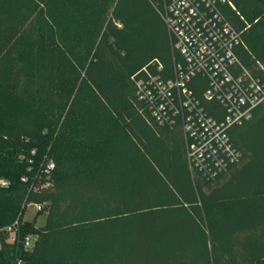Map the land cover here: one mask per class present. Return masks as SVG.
Here are the masks:
<instances>
[{
	"label": "trees",
	"instance_id": "16d2710c",
	"mask_svg": "<svg viewBox=\"0 0 264 264\" xmlns=\"http://www.w3.org/2000/svg\"><path fill=\"white\" fill-rule=\"evenodd\" d=\"M164 2L0 0V264H264V101L229 128L240 159L193 173L180 118L159 124L137 91L181 59ZM234 3L236 54L264 80V0Z\"/></svg>",
	"mask_w": 264,
	"mask_h": 264
},
{
	"label": "built area",
	"instance_id": "2783aa9c",
	"mask_svg": "<svg viewBox=\"0 0 264 264\" xmlns=\"http://www.w3.org/2000/svg\"><path fill=\"white\" fill-rule=\"evenodd\" d=\"M164 1L162 15L174 52L181 59L175 63V76L167 81L153 75L140 79L138 95L159 124L172 126L180 118L191 171L214 178L240 159L229 128L250 118L253 109L264 101V80L254 76L236 54L240 32L223 11L224 6L235 9L234 0ZM197 76L207 82L204 99L222 106L221 117L211 115L190 86ZM54 168L55 162L48 160V177ZM50 183L47 178L43 185ZM0 184L8 186L9 181L1 179ZM29 204L37 212L46 208V203L35 201L25 207ZM18 223L16 220L6 228L13 238ZM37 239V234H27L25 248L32 249Z\"/></svg>",
	"mask_w": 264,
	"mask_h": 264
},
{
	"label": "rangeland",
	"instance_id": "374dc122",
	"mask_svg": "<svg viewBox=\"0 0 264 264\" xmlns=\"http://www.w3.org/2000/svg\"><path fill=\"white\" fill-rule=\"evenodd\" d=\"M24 209L23 218L31 222L36 221L37 225H43L45 223L47 215L46 211H43L44 213L37 212L32 204L27 205Z\"/></svg>",
	"mask_w": 264,
	"mask_h": 264
},
{
	"label": "crops",
	"instance_id": "0c3cea01",
	"mask_svg": "<svg viewBox=\"0 0 264 264\" xmlns=\"http://www.w3.org/2000/svg\"><path fill=\"white\" fill-rule=\"evenodd\" d=\"M235 8H236V6H235Z\"/></svg>",
	"mask_w": 264,
	"mask_h": 264
}]
</instances>
